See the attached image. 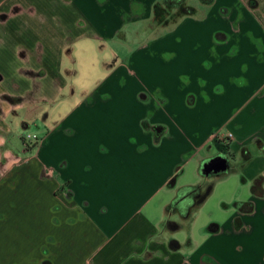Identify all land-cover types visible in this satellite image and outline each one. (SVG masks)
Listing matches in <instances>:
<instances>
[{"label": "crops", "instance_id": "crops-1", "mask_svg": "<svg viewBox=\"0 0 264 264\" xmlns=\"http://www.w3.org/2000/svg\"><path fill=\"white\" fill-rule=\"evenodd\" d=\"M198 2L170 27L155 20L162 0H0V264H264V0ZM150 20L141 53L161 47L188 78L174 101L141 100L147 111L131 119L125 102L95 99L102 86L44 120L38 147L9 148L8 120L65 89L79 46L127 40ZM190 41L203 48L197 70L181 51ZM218 133L233 135L224 156L237 171L214 178L188 219L168 211L181 189L211 181L199 170L221 155Z\"/></svg>", "mask_w": 264, "mask_h": 264}, {"label": "rangeland", "instance_id": "rangeland-1", "mask_svg": "<svg viewBox=\"0 0 264 264\" xmlns=\"http://www.w3.org/2000/svg\"><path fill=\"white\" fill-rule=\"evenodd\" d=\"M186 4L198 6L199 2L198 0H187ZM164 16L166 21L169 20V24L167 25L170 27L177 25L183 18V16L173 13L172 10H166ZM152 26V20L141 23L140 28H135L127 40L118 39L111 41L103 48L99 44L94 46L89 44L79 46V52L77 53L78 60L76 62L73 61V63L66 60L63 62L64 65L68 66V70H73L75 73H62L61 80L66 85L65 89L58 93H51V103L39 101L38 99L34 105V109L29 111V113L23 110L20 111L21 118L17 117L14 121V118L11 117L8 120V126L12 130V134L8 135V139L10 140L9 148L15 152L21 151L24 148V138H27L29 135H37L39 138H42L44 133V120L49 118L48 128L52 127L51 124L54 125V123H57L59 121L60 106L62 103L72 97H74L73 99L75 101L85 100L88 95L97 92L98 88L102 86L96 96H94L95 99L125 102L129 107H127V116L130 113L131 119L139 115L141 116L147 111L143 110L148 104L141 102V100H150L149 102L151 104L149 105L151 107H155L162 97H165L168 101H174L186 89L188 78L185 80L184 78L178 77L180 71L184 69L177 67V64H174L176 61L166 63L165 60L168 56L160 53L159 50H162L161 47L148 50L146 51L147 54L141 53V49L146 43L141 37L144 36L145 32L151 30ZM167 32V28H159L157 30L158 36L161 37L166 35ZM193 36L204 38V35L200 34ZM172 46L173 44L170 43L164 46L163 49H168ZM192 46V41H190L185 47L181 48V51H183V55L185 56L190 54L191 66L197 70L194 62L196 55H199L200 50L203 48L198 51H193ZM114 65L119 67L118 72L114 74L109 73V70H107L108 67ZM1 67H7V62H1ZM15 79L16 81L20 80V78ZM120 79L125 81L123 89L118 87V81ZM112 84L115 86V90L108 89ZM7 86H9L7 82L0 83V90H4ZM101 91H106V93H101ZM103 94L106 97H102ZM159 111L162 112L161 109ZM24 122L29 126L27 130L23 129L22 123ZM137 128V123L132 122V131L139 132ZM132 133L136 134V132ZM25 151L27 152V150Z\"/></svg>", "mask_w": 264, "mask_h": 264}, {"label": "trees", "instance_id": "trees-1", "mask_svg": "<svg viewBox=\"0 0 264 264\" xmlns=\"http://www.w3.org/2000/svg\"><path fill=\"white\" fill-rule=\"evenodd\" d=\"M187 0H162L161 4H157L154 9L155 13V20L162 24L166 22V18L164 16L166 10H176L177 15L181 16H188L193 15L195 12V9L191 6H188L186 4ZM203 4H210L213 2V0H199ZM152 129L156 137L159 138L164 132L165 128L162 126H156L150 128ZM229 140H220L215 138V144L218 150L220 151L221 155H227L228 153V146L226 142ZM236 169H231L230 173L236 172ZM200 175L203 178L211 179L210 182L201 183L197 186H190L183 188L179 191L177 198L175 201L171 204V206L168 208V211H177L179 212L184 218L188 219L194 211L199 209L206 200L212 195L214 191V187L216 184V181L214 180V176L206 177L202 170V165L200 166L199 170ZM260 180V179H259ZM176 182V178H173L170 182V186L172 187ZM217 225H211L209 227V231L216 232ZM165 228L170 231H178L182 228V225L175 223V222H167L165 224ZM170 248L172 250H177L179 248V244L176 241H172L170 243Z\"/></svg>", "mask_w": 264, "mask_h": 264}, {"label": "water", "instance_id": "water-1", "mask_svg": "<svg viewBox=\"0 0 264 264\" xmlns=\"http://www.w3.org/2000/svg\"><path fill=\"white\" fill-rule=\"evenodd\" d=\"M202 170L206 177L214 176L215 180H219L229 174L231 166L227 157L218 155L204 162Z\"/></svg>", "mask_w": 264, "mask_h": 264}, {"label": "built area", "instance_id": "built-area-1", "mask_svg": "<svg viewBox=\"0 0 264 264\" xmlns=\"http://www.w3.org/2000/svg\"><path fill=\"white\" fill-rule=\"evenodd\" d=\"M214 138L220 139V140H229L231 141L233 139L232 134H216ZM42 143V138H39L37 135L28 136L27 138H24V150L30 151L34 148L38 147Z\"/></svg>", "mask_w": 264, "mask_h": 264}]
</instances>
